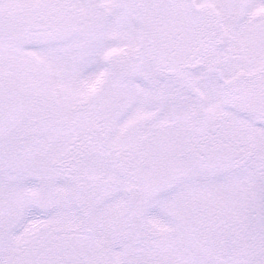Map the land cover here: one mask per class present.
I'll return each instance as SVG.
<instances>
[{
  "label": "snow or ice",
  "instance_id": "snow-or-ice-1",
  "mask_svg": "<svg viewBox=\"0 0 264 264\" xmlns=\"http://www.w3.org/2000/svg\"><path fill=\"white\" fill-rule=\"evenodd\" d=\"M0 264H264V0H0Z\"/></svg>",
  "mask_w": 264,
  "mask_h": 264
}]
</instances>
